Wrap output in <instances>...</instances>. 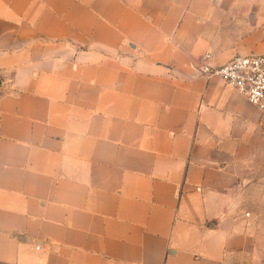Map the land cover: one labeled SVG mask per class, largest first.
<instances>
[{"label": "crops", "instance_id": "crops-1", "mask_svg": "<svg viewBox=\"0 0 264 264\" xmlns=\"http://www.w3.org/2000/svg\"><path fill=\"white\" fill-rule=\"evenodd\" d=\"M264 2L0 0V264L251 260L264 113L198 68L264 54Z\"/></svg>", "mask_w": 264, "mask_h": 264}, {"label": "built area", "instance_id": "built-area-1", "mask_svg": "<svg viewBox=\"0 0 264 264\" xmlns=\"http://www.w3.org/2000/svg\"><path fill=\"white\" fill-rule=\"evenodd\" d=\"M212 58L211 54H205L198 68L200 75L207 81L221 80L264 113V54L235 56L222 66H212Z\"/></svg>", "mask_w": 264, "mask_h": 264}, {"label": "rangeland", "instance_id": "rangeland-1", "mask_svg": "<svg viewBox=\"0 0 264 264\" xmlns=\"http://www.w3.org/2000/svg\"><path fill=\"white\" fill-rule=\"evenodd\" d=\"M247 2H264V0H246ZM264 31V25L259 27ZM237 217H246L252 225L255 248L253 257L245 259L241 253L231 254L227 258L226 264H264V177L263 188L255 187L251 189L244 198L241 205L236 208Z\"/></svg>", "mask_w": 264, "mask_h": 264}, {"label": "trees", "instance_id": "trees-1", "mask_svg": "<svg viewBox=\"0 0 264 264\" xmlns=\"http://www.w3.org/2000/svg\"><path fill=\"white\" fill-rule=\"evenodd\" d=\"M6 84L7 83H6L5 79H4V77H2L0 75V95L1 96H4V95L8 94V91L6 89V87H7Z\"/></svg>", "mask_w": 264, "mask_h": 264}]
</instances>
